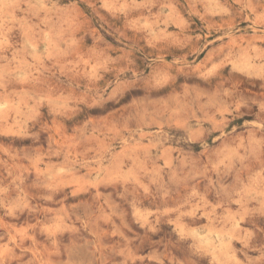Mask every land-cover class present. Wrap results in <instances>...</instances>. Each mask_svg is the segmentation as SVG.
I'll return each instance as SVG.
<instances>
[{
	"label": "clouds",
	"instance_id": "clouds-1",
	"mask_svg": "<svg viewBox=\"0 0 264 264\" xmlns=\"http://www.w3.org/2000/svg\"><path fill=\"white\" fill-rule=\"evenodd\" d=\"M0 264H264V0H0Z\"/></svg>",
	"mask_w": 264,
	"mask_h": 264
}]
</instances>
